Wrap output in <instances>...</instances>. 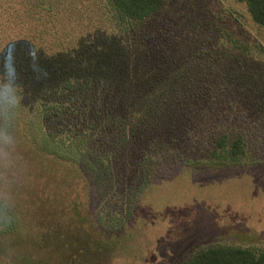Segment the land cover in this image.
Returning <instances> with one entry per match:
<instances>
[{"label": "rangeland", "instance_id": "rangeland-1", "mask_svg": "<svg viewBox=\"0 0 264 264\" xmlns=\"http://www.w3.org/2000/svg\"><path fill=\"white\" fill-rule=\"evenodd\" d=\"M227 38L250 54L232 53ZM116 39L131 56V78L115 66L85 71L90 81L74 104L77 111L86 102L88 115L62 114L67 126L59 115L42 116L48 131L69 132L54 134L48 150L79 163L82 178L65 177L73 168L62 162L69 169L54 174L22 164L12 170L36 184L25 175L15 192L0 186V264H180L213 244L263 247L264 26L238 0H166L136 40ZM225 131L241 133L247 153L217 165L208 158L211 141ZM75 134L86 137L85 156L69 141ZM34 194L56 197L60 222L75 202L90 227L113 240L123 232L126 249L118 242L108 255L93 252L66 220L7 234Z\"/></svg>", "mask_w": 264, "mask_h": 264}, {"label": "trees", "instance_id": "trees-1", "mask_svg": "<svg viewBox=\"0 0 264 264\" xmlns=\"http://www.w3.org/2000/svg\"><path fill=\"white\" fill-rule=\"evenodd\" d=\"M238 1L246 5L255 23L264 26V0ZM165 2L166 0H0V52L3 53L0 55V81L3 80V87L10 84L17 98L15 105L9 104L1 87V188L8 187L13 192L17 191L19 178L27 174L12 169L20 168L22 164L38 165L42 169L50 167L54 174L61 168L69 169L61 165L62 162L73 168V171L69 169L63 173L65 177L73 174L82 178L79 175V163L68 162L54 150H48L54 145V134L69 132L48 131L46 122L42 124V116L53 113L59 117L64 113L88 115L90 108L86 102H82L77 111L74 104L78 98L77 93L90 81V78H82L85 71L99 72L103 68L107 70L118 67L128 75L127 79L131 78V56L116 37L132 43L130 39L136 40L143 34L147 23L158 14ZM98 18L103 19L102 26L108 32L97 27ZM227 42L234 51L232 53L250 54L247 44L229 38ZM132 46L134 44L128 47ZM9 51L12 53V60L6 62L5 57ZM232 63L242 65L237 62V58ZM85 76L91 77L87 73ZM54 81H57L55 87L48 90V86ZM41 96L44 100L39 103ZM62 118H59V124L67 126L61 122ZM31 128L41 135V149L30 138ZM69 141L76 145L78 154L87 150L80 148L82 144L87 147L86 137L75 134ZM246 153L243 135L225 131L214 140L212 138L208 158L217 165H225L240 162ZM27 177L36 184L32 176ZM10 197L8 198L11 200ZM56 200L53 196L34 194L32 201L25 207L19 206L22 214H17V224L14 223L16 229L7 234L14 236L15 231L22 230L27 225L28 228L42 227L47 230L66 220V229L78 234V238L88 244L93 252L102 250L108 255L110 246L117 245L118 242L126 249L120 240L124 237L123 232L113 240L104 231L96 229L97 226L93 223L90 227L84 213L73 201L70 202L72 208L77 210L70 208L72 212L68 214L69 218L66 213H62L60 220H64L58 221L55 216V211H58ZM74 200H78L77 194ZM79 204L81 205L80 201ZM104 242L105 247L101 249ZM180 264H264V246L213 244L194 250Z\"/></svg>", "mask_w": 264, "mask_h": 264}, {"label": "clouds", "instance_id": "clouds-1", "mask_svg": "<svg viewBox=\"0 0 264 264\" xmlns=\"http://www.w3.org/2000/svg\"><path fill=\"white\" fill-rule=\"evenodd\" d=\"M0 55H3V53L0 52ZM11 60H12V53H11V51H9L8 52V55L5 57V61L6 62H10ZM10 70H11V68H10ZM3 92L5 94V97L7 99V102L9 104L15 105L17 103V98H16L15 93H14V90L11 87L10 84H5L4 85Z\"/></svg>", "mask_w": 264, "mask_h": 264}]
</instances>
